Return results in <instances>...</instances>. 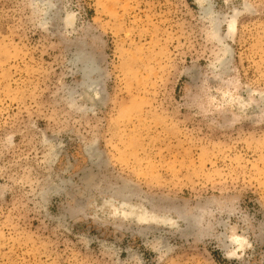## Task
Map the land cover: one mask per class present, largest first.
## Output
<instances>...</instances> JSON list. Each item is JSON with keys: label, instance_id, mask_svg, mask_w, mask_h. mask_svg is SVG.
<instances>
[{"label": "rangeland", "instance_id": "1", "mask_svg": "<svg viewBox=\"0 0 264 264\" xmlns=\"http://www.w3.org/2000/svg\"><path fill=\"white\" fill-rule=\"evenodd\" d=\"M0 264H264V0H0Z\"/></svg>", "mask_w": 264, "mask_h": 264}, {"label": "bare ground", "instance_id": "2", "mask_svg": "<svg viewBox=\"0 0 264 264\" xmlns=\"http://www.w3.org/2000/svg\"><path fill=\"white\" fill-rule=\"evenodd\" d=\"M138 219L140 221H143V220L146 219V217L144 216V214H142V212H139ZM231 239L236 241L239 244L240 247H243L245 245L244 241L241 238L236 237L234 234H232Z\"/></svg>", "mask_w": 264, "mask_h": 264}]
</instances>
